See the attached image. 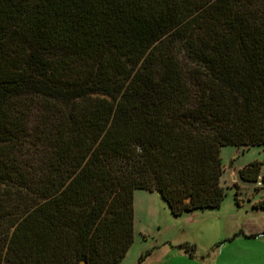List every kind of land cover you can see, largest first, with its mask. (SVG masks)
I'll use <instances>...</instances> for the list:
<instances>
[{"label":"trees","instance_id":"16d2710c","mask_svg":"<svg viewBox=\"0 0 264 264\" xmlns=\"http://www.w3.org/2000/svg\"><path fill=\"white\" fill-rule=\"evenodd\" d=\"M222 147L264 148V0H0V264H120L135 191L220 206Z\"/></svg>","mask_w":264,"mask_h":264},{"label":"rangeland","instance_id":"374dc122","mask_svg":"<svg viewBox=\"0 0 264 264\" xmlns=\"http://www.w3.org/2000/svg\"><path fill=\"white\" fill-rule=\"evenodd\" d=\"M219 157L225 175L222 187L226 189L218 210L194 211L174 217L156 192L138 191L154 198L134 197V239L121 264H209L211 260L222 264L225 257L228 264H257L256 258L246 259L247 251L253 253L258 249L253 243H237L223 251L226 230L215 219L219 211L223 213L235 209V189L242 193L253 192L256 184L247 187L237 182L241 188L233 187L235 180H231V175L236 176L235 168L242 169L252 162H262L260 178L264 172V148H238L237 151L234 147H222ZM256 189L254 191H259ZM186 247L190 249V256ZM220 249L222 254L218 255ZM226 253L229 254L226 256Z\"/></svg>","mask_w":264,"mask_h":264},{"label":"crops","instance_id":"0c3cea01","mask_svg":"<svg viewBox=\"0 0 264 264\" xmlns=\"http://www.w3.org/2000/svg\"><path fill=\"white\" fill-rule=\"evenodd\" d=\"M236 149L238 151V148ZM240 169L241 167L235 168L236 176L231 175V180L232 181L235 180V183L232 186L237 187V189H240L241 187L238 186L237 182H241L247 185V187L253 186L254 184L243 182L238 178V171ZM224 176L225 175L223 174V176L221 177V181H220L221 186L223 183ZM259 180L256 183L257 188L261 186V184L259 183ZM256 187L252 188L253 192H246V193L236 191L235 189V194H237V196L234 194V198H233L235 209L229 212H223V213L222 211L221 212L219 211L218 218L215 220H218L219 225L223 226L224 229L226 230V234H224V237H225V240L223 242L224 246L222 247L223 251H226V248H230L228 246H233L237 243L247 244V245L249 243L250 244L253 243L258 247V249L255 250L253 253H249L247 251L246 259L256 258L255 260L257 264H264V209H257L253 207L254 204L264 199V191L262 190L254 191ZM235 196L237 198L238 204L235 203ZM134 197L135 198L141 197V198H146V199L154 198L153 195H142L141 193H138V191H135L133 194V210H134ZM215 210H218V208L217 209L196 210V211H203V212L210 211L211 212ZM133 232H134V225H133ZM133 239H134V235H133ZM222 249H220L221 251L219 250L218 255L222 254ZM227 254L229 253H226V256ZM190 259H192V262L194 263L193 258L190 257ZM227 260L228 259H226L225 257L223 262L221 263L228 264V262H226ZM209 264H215V260H211Z\"/></svg>","mask_w":264,"mask_h":264},{"label":"built area","instance_id":"2783aa9c","mask_svg":"<svg viewBox=\"0 0 264 264\" xmlns=\"http://www.w3.org/2000/svg\"><path fill=\"white\" fill-rule=\"evenodd\" d=\"M260 183V182H259Z\"/></svg>","mask_w":264,"mask_h":264},{"label":"water","instance_id":"95a60500","mask_svg":"<svg viewBox=\"0 0 264 264\" xmlns=\"http://www.w3.org/2000/svg\"><path fill=\"white\" fill-rule=\"evenodd\" d=\"M159 195V194H158Z\"/></svg>","mask_w":264,"mask_h":264}]
</instances>
